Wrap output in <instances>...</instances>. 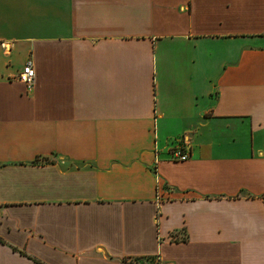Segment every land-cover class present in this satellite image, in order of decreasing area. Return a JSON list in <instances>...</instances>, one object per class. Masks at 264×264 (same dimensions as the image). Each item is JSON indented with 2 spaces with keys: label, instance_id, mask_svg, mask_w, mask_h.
<instances>
[{
  "label": "crops",
  "instance_id": "obj_1",
  "mask_svg": "<svg viewBox=\"0 0 264 264\" xmlns=\"http://www.w3.org/2000/svg\"><path fill=\"white\" fill-rule=\"evenodd\" d=\"M157 258L264 264V0H0V264Z\"/></svg>",
  "mask_w": 264,
  "mask_h": 264
},
{
  "label": "built area",
  "instance_id": "obj_2",
  "mask_svg": "<svg viewBox=\"0 0 264 264\" xmlns=\"http://www.w3.org/2000/svg\"><path fill=\"white\" fill-rule=\"evenodd\" d=\"M18 80L23 83L29 92L33 91L36 82V71L32 60H29L19 74ZM170 160L184 162L190 159L191 154L183 145H178L170 151ZM126 264H160V259H130Z\"/></svg>",
  "mask_w": 264,
  "mask_h": 264
}]
</instances>
